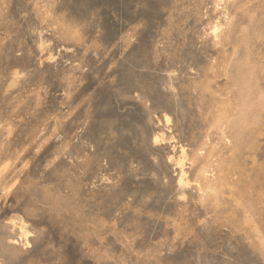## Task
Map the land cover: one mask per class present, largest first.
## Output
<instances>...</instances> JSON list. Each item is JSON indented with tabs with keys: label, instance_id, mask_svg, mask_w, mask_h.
Segmentation results:
<instances>
[{
	"label": "rangeland",
	"instance_id": "rangeland-1",
	"mask_svg": "<svg viewBox=\"0 0 264 264\" xmlns=\"http://www.w3.org/2000/svg\"><path fill=\"white\" fill-rule=\"evenodd\" d=\"M0 264H264V0H0Z\"/></svg>",
	"mask_w": 264,
	"mask_h": 264
},
{
	"label": "bare ground",
	"instance_id": "bare-ground-1",
	"mask_svg": "<svg viewBox=\"0 0 264 264\" xmlns=\"http://www.w3.org/2000/svg\"><path fill=\"white\" fill-rule=\"evenodd\" d=\"M243 61H244V60H243ZM238 133H239V132H238ZM234 134H235V133H234ZM238 135H239V134H238ZM238 135H237V136H238ZM236 139H238V138L236 137ZM236 143H237V142H236ZM237 145H238V144H237ZM237 148H238V147H237ZM237 148H236V149H237ZM237 150H238V149H237ZM209 155H210V154H209ZM199 159H200V158H199ZM177 164H178L180 167H182V162H181V161H178ZM223 165H224V164H223ZM218 166H219V165H218ZM218 166H217V167H218ZM220 166H221V164H220ZM221 168H222L223 170H222ZM221 168H220L221 171H224V169H227V167L224 168V166L221 167ZM223 174H224V173H222L221 175H223ZM226 174H227V173H226ZM240 174H241V173H240ZM225 176H226V175H225ZM222 177H223V176H222ZM217 179H218V178H217ZM223 179H226V178L223 177ZM185 180H186V179H184V171H183V169H181V175H180V177H179V184L182 185V186L188 184V182H186ZM217 182H218V180H217ZM221 182H222V181H221ZM225 182H226V181H225ZM225 182H224V183H225ZM218 183H219V182H218ZM225 184H226V183H225ZM217 185H218V184H217ZM222 185H223V184H222ZM180 187H181V186H180Z\"/></svg>",
	"mask_w": 264,
	"mask_h": 264
}]
</instances>
